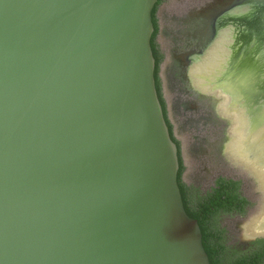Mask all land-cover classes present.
<instances>
[{"label":"water","instance_id":"95a60500","mask_svg":"<svg viewBox=\"0 0 264 264\" xmlns=\"http://www.w3.org/2000/svg\"><path fill=\"white\" fill-rule=\"evenodd\" d=\"M158 1L0 0V264H210L156 88ZM247 6L249 28L264 0L207 11Z\"/></svg>","mask_w":264,"mask_h":264},{"label":"flooded vegetation","instance_id":"af4514ba","mask_svg":"<svg viewBox=\"0 0 264 264\" xmlns=\"http://www.w3.org/2000/svg\"><path fill=\"white\" fill-rule=\"evenodd\" d=\"M222 1L225 0H215L210 6L190 12L184 19L174 20V31L172 32L173 45L172 48H170L169 54L170 60L168 62V59L166 60V58H164L163 62H165V65L163 74L168 84L166 85L167 89H169L171 85H174L173 87L177 89L179 97H185V102H182L185 112L189 109H194L195 112L202 111L205 113L208 121H211L215 126L221 128L218 140L215 142V151L216 160L224 166L223 169H227L225 159L221 155V145L225 142L223 154L231 168L240 173L228 159H230L235 166L243 169L247 173V176L241 173L247 178V180L245 178L247 184L246 188L254 192V195L250 192V199L248 197L245 198L249 202L246 208L247 218L251 216L245 222L246 225L245 223L243 224L245 227L243 226L242 232L245 233V238H248L247 222L251 218L261 214V210L264 207V173H254L249 165V167H246L235 161L228 153V144L230 143L233 150L235 142L241 137V132L244 133L243 126L242 129L239 130L241 122L243 121L239 113L241 110L246 112L250 121L248 127V140H253V137L257 133L264 131V47L260 45L258 47L248 46V54L250 55L249 60L251 61L252 69H254L255 74L247 80V85L245 87L234 78L235 76L233 74L236 72L238 64H240L242 53L247 54V36L252 34L254 38V33L256 32L248 30V33L247 26L242 24L243 18H247V14L233 15L243 8L231 11L229 16L217 17V19L212 17L210 19L207 11L208 8L215 5L217 6ZM160 9L161 7L158 10V18ZM225 24L228 25L221 30L220 28ZM227 30H232V36L235 34L234 31H236L238 35L231 46L230 52H232V55L228 65L227 61H224L226 55L223 56V54L220 53L221 59L223 58L224 61L222 63H224L223 67L225 69L223 68L224 70L222 69L221 72H218L209 66L208 55L212 53L210 58L214 59L215 53L217 54L215 48L220 39L225 36ZM162 33L163 31L160 25L157 42ZM211 69L212 71H210ZM201 70L203 71L202 73H200ZM164 89L165 87L163 85V93ZM169 92L172 93V91ZM243 117L245 118V116ZM232 125L236 126L237 130H235L232 135L229 133L227 134ZM244 142H247V136ZM263 143L264 140H262V144ZM262 144L261 141L256 143L257 146H262ZM244 152V145L240 147V149L236 148V152L232 151L234 157L238 161L240 160L236 156L243 155ZM261 167L264 168V163H261ZM236 172H233V174L236 175ZM220 178L238 181L236 178L234 179V177H219L218 179ZM216 182L212 188L216 187ZM252 202L256 203L254 209H252ZM255 209L256 211L252 213Z\"/></svg>","mask_w":264,"mask_h":264},{"label":"rangeland","instance_id":"374dc122","mask_svg":"<svg viewBox=\"0 0 264 264\" xmlns=\"http://www.w3.org/2000/svg\"><path fill=\"white\" fill-rule=\"evenodd\" d=\"M214 2L215 0H170L161 6L159 20L163 33L159 37L158 43L166 60L168 59V62L170 60V48H172L173 45L172 32L174 31V20L184 19L190 14V12L210 6ZM254 18H256V16ZM252 23L249 31L252 30L255 32L254 30L262 28L264 17H262L260 23ZM242 24L247 26V18H243ZM253 39L252 34L247 36V54L242 53L243 55L240 64H238L237 70L233 74L235 76L234 78L245 87L247 85V80L255 74L254 69H252L251 61L249 60L250 55L248 54V46H251L250 43ZM162 79V83L165 87L164 97L169 110V118L174 126V134L182 145L183 158L186 166V171L183 176L185 184L188 187L195 189L200 196H205L211 192L213 189L212 187L215 185V182L219 177H234V179L236 178L238 180L237 182L240 184V195L243 198L248 197L250 199V192L253 195L254 192L249 188H246V177H244L243 174L247 176V173L243 169L235 166V164L227 158L234 167L240 171V173L231 168L223 154V146L225 145V142L221 145V155L225 159L227 169H223L224 166L216 160L215 142L218 140L221 128H218L214 123L208 121L205 113L202 111L195 112L194 109H189L185 112L182 106V102H185L186 100L185 97H179L177 89L173 87L174 85H171V87L167 89L166 85L168 84L163 73ZM169 91H172V93ZM235 130H237L236 126L232 125L227 134L229 133L232 135ZM228 153L239 164L246 167L248 166L234 157L230 143L228 144ZM250 169H252L254 173L257 172L256 170H253L252 167H250ZM233 172H236V175L233 174ZM252 207V209H254L256 203L252 202ZM256 209L252 213H254ZM261 211V214L251 218L247 222V236L251 237L248 233V228L252 221L264 217V207ZM250 216L247 218L246 211L243 215L232 213L221 214L218 217V227L225 232L224 236L228 248L237 249L241 252L246 251L249 242L245 240V233L242 232V228L243 226L245 227V222ZM244 223L245 225H243Z\"/></svg>","mask_w":264,"mask_h":264},{"label":"trees","instance_id":"16d2710c","mask_svg":"<svg viewBox=\"0 0 264 264\" xmlns=\"http://www.w3.org/2000/svg\"><path fill=\"white\" fill-rule=\"evenodd\" d=\"M167 1L169 0H159L153 10L152 20L155 31L151 39V47L156 61L155 81L159 100L171 138L178 147L180 164L178 185L185 210L192 219L197 220L200 226L203 246L209 256L210 264H264V238L249 242L246 251L241 252L237 249L228 248L224 236L225 232L218 227L217 220L221 214L236 213L243 215L246 212L249 202L240 195L239 182L220 178L211 192L206 196H200L195 189L188 187L183 180L186 166L182 157V147L180 141L175 137L174 126L169 119L167 102L163 93V83L160 77V67L165 57L157 42L160 30L158 10Z\"/></svg>","mask_w":264,"mask_h":264},{"label":"bare ground","instance_id":"6f19581e","mask_svg":"<svg viewBox=\"0 0 264 264\" xmlns=\"http://www.w3.org/2000/svg\"><path fill=\"white\" fill-rule=\"evenodd\" d=\"M259 11H260V8L257 7V6L256 7L255 6H253V7L247 6L246 8H243L242 10L237 11L233 15L247 14V25H248V23L257 14H259L258 13ZM230 13H228V15H225V16H229ZM227 25L228 24H225L220 29L222 30ZM229 25H231V24H229ZM250 28H251V26H249V28L247 26V32L248 33H249L248 30ZM221 30H220V33H221ZM234 32H235V34L232 36V30H227L225 36H223L220 39V41L218 42V44H217V46L215 48L217 50V54L215 53L214 59L210 58L212 53L210 55H208V64H209V66H211V68H214V70H217L218 72H221L222 69L224 68L223 67L224 63H222V62H224V61L226 62L227 61V65L229 63L230 57L232 55V52H230L231 51V46L233 45L234 41L236 40L235 38L238 35L236 31H234ZM255 32H257V30H255ZM260 32H261V36H259L257 33H254V39L250 43L251 46L258 47L260 45V46L264 47V30L261 28ZM259 39H261V40H259ZM220 53L223 54V56L226 55V58H225L224 61H223V58L221 59ZM210 59H211V61H210ZM203 61H204V59H203ZM206 61H207V59H206ZM204 67H205V65H204ZM210 71H212V69ZM198 72H200V71H198ZM202 72L203 71L201 70L200 73H202ZM239 113L241 114L242 119H243V121L241 122V125L239 127V130H241L242 126H243L244 133L241 132V137H240L241 140L239 138V140L235 142L232 151L236 152V148L240 149V147H243V145H244V151H245L244 154L243 155H237L236 157L240 161H242V162L246 163L247 165H249L250 167H252L257 172H260V173L263 174L264 173V168L261 167V163H264V143L262 144V140H264L263 139L264 138V135H263L264 131L257 133L253 137V140H248V134H249L248 127H249V122L250 121H249V118L247 117L246 112L244 110H241ZM243 116H245V118ZM246 136H247V142H244ZM260 141H261L262 146H257L256 143H258ZM239 152H241V151H239ZM248 233H249V235L251 237L257 236V235H260V234H264V217L260 218V219H257V220H253L252 223L250 224L249 228H248Z\"/></svg>","mask_w":264,"mask_h":264}]
</instances>
